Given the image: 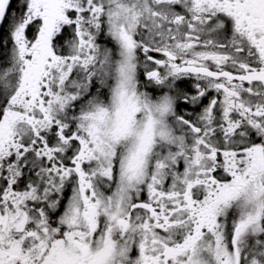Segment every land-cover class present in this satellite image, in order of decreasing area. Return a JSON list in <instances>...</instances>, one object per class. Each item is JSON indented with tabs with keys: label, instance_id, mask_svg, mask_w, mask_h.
Returning <instances> with one entry per match:
<instances>
[{
	"label": "snow or ice",
	"instance_id": "6c2138e0",
	"mask_svg": "<svg viewBox=\"0 0 264 264\" xmlns=\"http://www.w3.org/2000/svg\"><path fill=\"white\" fill-rule=\"evenodd\" d=\"M0 264H264V0H0Z\"/></svg>",
	"mask_w": 264,
	"mask_h": 264
}]
</instances>
